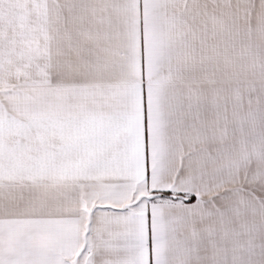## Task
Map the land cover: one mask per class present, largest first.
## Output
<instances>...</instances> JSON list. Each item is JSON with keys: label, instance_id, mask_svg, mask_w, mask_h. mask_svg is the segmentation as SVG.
I'll list each match as a JSON object with an SVG mask.
<instances>
[{"label": "snow or ice", "instance_id": "6c2138e0", "mask_svg": "<svg viewBox=\"0 0 264 264\" xmlns=\"http://www.w3.org/2000/svg\"><path fill=\"white\" fill-rule=\"evenodd\" d=\"M0 264H264V0H0Z\"/></svg>", "mask_w": 264, "mask_h": 264}]
</instances>
